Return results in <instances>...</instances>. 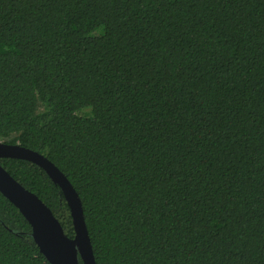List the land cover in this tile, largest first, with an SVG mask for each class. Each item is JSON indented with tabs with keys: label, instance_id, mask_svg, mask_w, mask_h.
I'll return each mask as SVG.
<instances>
[{
	"label": "trees",
	"instance_id": "obj_1",
	"mask_svg": "<svg viewBox=\"0 0 264 264\" xmlns=\"http://www.w3.org/2000/svg\"><path fill=\"white\" fill-rule=\"evenodd\" d=\"M0 143L95 264H264V0H0ZM0 264H49L1 193Z\"/></svg>",
	"mask_w": 264,
	"mask_h": 264
},
{
	"label": "water",
	"instance_id": "obj_2",
	"mask_svg": "<svg viewBox=\"0 0 264 264\" xmlns=\"http://www.w3.org/2000/svg\"><path fill=\"white\" fill-rule=\"evenodd\" d=\"M0 159L30 162L41 168L59 187L69 209L74 231L68 238L47 206L17 183L0 166V193L23 215L39 252L49 264H95L80 200L64 175L47 158L19 145L0 143Z\"/></svg>",
	"mask_w": 264,
	"mask_h": 264
}]
</instances>
